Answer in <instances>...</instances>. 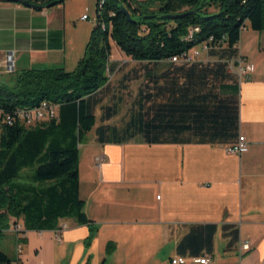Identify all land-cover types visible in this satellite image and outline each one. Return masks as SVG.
Here are the masks:
<instances>
[{
  "label": "trees",
  "instance_id": "trees-1",
  "mask_svg": "<svg viewBox=\"0 0 264 264\" xmlns=\"http://www.w3.org/2000/svg\"><path fill=\"white\" fill-rule=\"evenodd\" d=\"M63 1L28 0V6L40 10ZM99 1L72 71L31 68L0 76V236L19 219L24 232L54 231L58 220L72 219L88 227L84 243L91 244L97 228L78 195V147L96 126L99 106L94 133L101 144L225 145L238 136L239 81L229 66H237L240 29L264 31V0ZM110 40L140 65L122 77L121 83L140 84L119 126L107 122L118 115L122 98L112 94L106 104L98 98L118 67L110 60ZM201 45L214 62H172ZM44 102L55 107L54 119L26 127L17 117ZM24 170L32 173L22 176ZM206 227L205 239L190 229L178 245L180 255L211 253L215 226ZM13 233L22 245V232ZM0 264L19 263L0 251Z\"/></svg>",
  "mask_w": 264,
  "mask_h": 264
},
{
  "label": "crops",
  "instance_id": "crops-1",
  "mask_svg": "<svg viewBox=\"0 0 264 264\" xmlns=\"http://www.w3.org/2000/svg\"><path fill=\"white\" fill-rule=\"evenodd\" d=\"M95 3L64 0L39 10L0 2V66L10 55L15 72L75 68L94 26ZM245 31L236 48L254 72L239 80L235 66L229 71L239 81L238 135L247 139V151L226 152L236 138L225 145L101 144L94 127L78 147V195L96 235L86 247L88 227L72 219L40 232H24L19 219V264H169L176 257L185 264L204 257L207 264H264V31L248 25ZM208 225L215 226L211 253L180 255L190 229L205 239ZM243 242L248 252L240 250Z\"/></svg>",
  "mask_w": 264,
  "mask_h": 264
},
{
  "label": "rangeland",
  "instance_id": "rangeland-1",
  "mask_svg": "<svg viewBox=\"0 0 264 264\" xmlns=\"http://www.w3.org/2000/svg\"><path fill=\"white\" fill-rule=\"evenodd\" d=\"M249 30L251 29L249 28ZM246 33H247L246 31L241 32V37L244 36ZM110 47H111L110 60L116 61L118 63V67L116 69V72L109 77V86L107 87V89H105L102 93L98 95V98H100L101 104L108 103V100L112 94L116 95L117 97L122 98V104H120L118 115H116L110 121L107 122L110 125L119 126L121 124V121L127 117V108L132 98L134 97L137 91V88L140 84V80L139 81L132 80V81H124V82L122 81L121 83L122 77L130 73L132 70H139L140 65L138 63L133 62L130 58L126 57L125 54L115 45V43L112 40H110ZM197 49L200 50V47L198 46ZM206 56H207V52L200 50V55L197 58V61L205 59ZM73 69H68L66 71H72ZM231 71L234 72L236 71V69L234 67H231ZM123 86H125V88ZM99 107H97L95 110L96 126L100 125L99 119L102 114V111L100 110ZM42 122L43 120L36 121L33 124H31L29 127H35L36 124H39ZM93 134H94L93 132H90L88 134L89 138H91ZM30 173H32V171L24 170L21 173V175L25 176ZM53 183L54 182H47L46 186L52 185ZM20 225H23V224H20ZM10 228H12L11 224H10ZM16 245H17L16 234L13 233L11 229L1 234L0 251L5 253L10 259H14L17 256L16 255Z\"/></svg>",
  "mask_w": 264,
  "mask_h": 264
},
{
  "label": "built area",
  "instance_id": "built-area-1",
  "mask_svg": "<svg viewBox=\"0 0 264 264\" xmlns=\"http://www.w3.org/2000/svg\"><path fill=\"white\" fill-rule=\"evenodd\" d=\"M82 21L88 20L87 15H83L81 17ZM94 23V19H93ZM246 30V27H242L240 29V32H243ZM200 50L206 51L207 46L206 45H201L199 46ZM200 50L197 49V47L193 48L192 50L182 54L179 59L178 58H173L172 62H183V63H191L197 60V58L200 55ZM237 66L236 68V74L239 78V80L244 79L248 80L252 73L254 72V66L251 63H248L244 61L242 58H237ZM15 72L14 64H13V58L12 56L8 55L6 57V61L3 67L0 66V76L3 74H13ZM17 117L19 120L26 126L29 127V122L35 121V120H51L54 119L55 117H51V106H48L45 104L43 107L34 109L33 111H18L17 112ZM8 120V119H6ZM248 148V141L243 135H238L235 142L228 146L226 148V152L228 154L232 155H239L245 151H247ZM12 231L14 232H22L20 229V226L17 224L16 226L11 228ZM21 234V233H20ZM20 238H24L22 235H19ZM57 240L59 241V236H57ZM240 250L242 252H248L250 250V245L247 242H243L240 244ZM22 251V245L18 244L16 247V253L18 255L21 254ZM192 261L197 264H207L208 259L207 258H192ZM186 259L184 257H176L174 259H171L169 261V264H185Z\"/></svg>",
  "mask_w": 264,
  "mask_h": 264
},
{
  "label": "water",
  "instance_id": "water-1",
  "mask_svg": "<svg viewBox=\"0 0 264 264\" xmlns=\"http://www.w3.org/2000/svg\"><path fill=\"white\" fill-rule=\"evenodd\" d=\"M0 2H7V3H19L28 6V0H0ZM52 5V4H51ZM127 20L130 19L129 15L125 12ZM166 19H173L175 16H167Z\"/></svg>",
  "mask_w": 264,
  "mask_h": 264
},
{
  "label": "bare ground",
  "instance_id": "bare-ground-1",
  "mask_svg": "<svg viewBox=\"0 0 264 264\" xmlns=\"http://www.w3.org/2000/svg\"><path fill=\"white\" fill-rule=\"evenodd\" d=\"M99 2H100V5H102L104 1L101 0V1H99ZM45 104H47V103H45ZM40 105H41V106H40L39 108L43 107L44 103H42V104H40ZM47 105H48V106H51V105H49V104H47ZM54 109H55V107L51 106V116L53 115V111H55ZM36 121H39V120L31 121V122H29V123L36 122Z\"/></svg>",
  "mask_w": 264,
  "mask_h": 264
}]
</instances>
